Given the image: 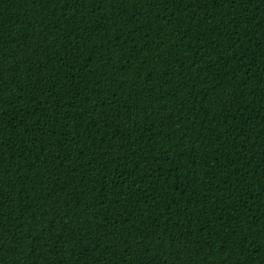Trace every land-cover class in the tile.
I'll use <instances>...</instances> for the list:
<instances>
[{
	"label": "trees",
	"instance_id": "obj_1",
	"mask_svg": "<svg viewBox=\"0 0 264 264\" xmlns=\"http://www.w3.org/2000/svg\"><path fill=\"white\" fill-rule=\"evenodd\" d=\"M0 264H264V0H0Z\"/></svg>",
	"mask_w": 264,
	"mask_h": 264
}]
</instances>
